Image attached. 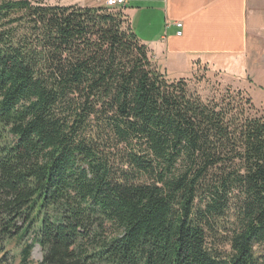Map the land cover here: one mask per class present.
Wrapping results in <instances>:
<instances>
[{"label":"trees","instance_id":"obj_1","mask_svg":"<svg viewBox=\"0 0 264 264\" xmlns=\"http://www.w3.org/2000/svg\"><path fill=\"white\" fill-rule=\"evenodd\" d=\"M0 256L264 264V117L162 72L124 8L0 2Z\"/></svg>","mask_w":264,"mask_h":264},{"label":"crops","instance_id":"obj_2","mask_svg":"<svg viewBox=\"0 0 264 264\" xmlns=\"http://www.w3.org/2000/svg\"><path fill=\"white\" fill-rule=\"evenodd\" d=\"M124 11L167 75L201 63L264 91V0H128Z\"/></svg>","mask_w":264,"mask_h":264},{"label":"rangeland","instance_id":"obj_3","mask_svg":"<svg viewBox=\"0 0 264 264\" xmlns=\"http://www.w3.org/2000/svg\"><path fill=\"white\" fill-rule=\"evenodd\" d=\"M6 0H0L3 2ZM46 3L51 5H56V3L61 2L64 4H80L82 5H90L97 3L96 0H44ZM97 3L98 4H102ZM99 6V5H98ZM167 73L165 70L163 71ZM169 77L173 79H180L178 78L177 74L168 73ZM182 78H186L190 87L193 90L198 91L204 98H208L217 91L225 90L227 88H231L234 91H242L246 96L251 97L255 107L258 111L259 116L264 117V91L260 89H249L248 85L245 83L244 80H238L229 78L228 76L224 75L222 72L213 71L212 69H208L207 66L204 64H196L193 67L192 74L182 75ZM3 256H0V264H8L4 262ZM32 260L35 263H40L43 261V250L39 245H35L33 252H32Z\"/></svg>","mask_w":264,"mask_h":264},{"label":"built area","instance_id":"obj_4","mask_svg":"<svg viewBox=\"0 0 264 264\" xmlns=\"http://www.w3.org/2000/svg\"><path fill=\"white\" fill-rule=\"evenodd\" d=\"M99 6H105L112 9H120L125 8L128 5V0H96ZM179 27L182 26V24H178Z\"/></svg>","mask_w":264,"mask_h":264}]
</instances>
